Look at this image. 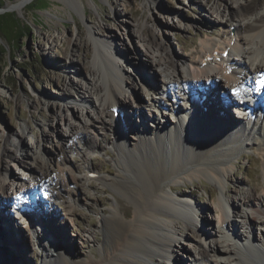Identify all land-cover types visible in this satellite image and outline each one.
I'll return each mask as SVG.
<instances>
[{"label":"rangeland","instance_id":"obj_1","mask_svg":"<svg viewBox=\"0 0 264 264\" xmlns=\"http://www.w3.org/2000/svg\"><path fill=\"white\" fill-rule=\"evenodd\" d=\"M19 1L5 0L4 5L0 8V15L15 12L19 22H24L29 26L27 27L29 33H25L19 39L18 44L11 41L15 38L11 16H7L8 22L2 20L0 24V30L5 36H0L2 45L0 51L3 52L0 54V172H4L3 175H5V167L8 169L5 176L0 175V180H4L8 192H16L4 202V208L10 207L6 203H9L14 195L22 193V191L18 193V190L21 189L20 181L22 179H24L23 182L27 181V184H35L38 181L36 174L29 168H23L17 163V160L7 157L6 146L12 145L18 157L24 155L25 149V152L28 153L25 154V159L28 161H34L39 158L38 155L43 154L51 163L55 173H58L59 181L62 180L59 187L50 186L54 190H47V194L43 193L46 198H50L54 202L52 207H49L51 211L47 212L46 216H48L45 217L50 223L49 227L65 235L69 240H67L69 249L74 252L71 254L73 259L93 258V253L99 254V244L105 238V232L100 224L103 211L108 212L112 207L120 209L119 204L129 206L132 204L129 199L117 192L113 194L106 192L109 189L106 188L105 183L99 180L100 178H92L88 175V168L91 166L94 171L99 170L102 175H108V177L111 173L113 175L119 149L113 146L112 141L115 138L113 131H109L99 122H95L87 129L86 134H88L91 143L86 139L85 133L80 131L83 123H86L87 112L90 109L88 98L91 97L92 83L90 79L93 77L91 72L93 60L92 56L90 58L87 56L86 43L91 45L93 52L100 50L101 45L93 43L91 39L92 36H95L103 41H110L111 47L118 48L119 51L128 55H121V58L119 55L117 63L126 68L124 76H129L137 86L135 90L128 89L122 96V100L130 106L135 103L134 99L137 94L146 96L149 93L148 90L145 91L146 89L142 90V86L138 83L140 80L142 81L137 74L138 68L140 67L139 71L145 72L146 76L158 78L156 69L152 68L149 60L146 59L148 57L146 47L151 44L147 41L150 36L153 35L156 41L164 42L166 47L163 53L155 51L153 54L155 58L163 61L167 52V55L181 60V62L179 61L181 73L189 72L193 76L196 72L193 69V63L198 58V54L194 53L195 49L201 48V42L205 39L212 38L216 41L225 39L226 29L221 26L220 21H217L221 18L217 16V13L226 7L228 9L229 6L237 8L239 0H78L82 1L84 10L79 7L76 0H32L23 9V12L5 9L7 5ZM261 2L263 3H261V7L264 8V0ZM46 4L49 5L48 8L34 9L36 5L44 6ZM215 9L217 13L213 12ZM216 18L218 19L216 20ZM236 56L239 55L236 54ZM140 62H143L145 66L141 67ZM164 67L165 65L160 70ZM170 71L172 70L159 75L163 81H166V74ZM215 76V79H218L220 75L216 74ZM91 101L94 103L93 106L99 107V101L95 95L91 97ZM147 104H142V107L148 115L147 121L151 127L143 125V118L137 119L135 125L134 116L130 124L120 123L119 125L120 132L122 135L124 132L127 133L130 142L134 141L132 138H136L137 132L142 130L148 136V132H151V135L156 134L157 130L153 128V121L156 117L162 120H168V118L172 120L173 118V115L168 116L164 113V119L160 118L161 112L155 108L157 112L154 113L152 111L154 105ZM129 108L127 106V109ZM202 111L207 113L205 110ZM228 112L227 114H231ZM237 116L239 118L240 115L237 113ZM199 121L202 122V119ZM206 122H204L205 130L210 128ZM170 124V122L167 123L169 126ZM76 125L80 132L78 131L73 136L71 131ZM196 127H198V119ZM196 127L192 128V131ZM228 128L229 126L224 127L225 133L230 131ZM190 132L191 129L181 130L183 134ZM258 133L257 135L260 137ZM229 134L231 133H227L224 139ZM257 135L254 134V137ZM195 136L190 135L185 141L186 143H183L185 151L192 152L191 142H196L195 144L200 147L204 144L203 139H193ZM234 136H236L235 133L231 135V138L233 139ZM254 137H243L245 142L242 148H239L238 144L243 140L239 141L238 137L235 139L237 146L233 144L235 148L231 143L223 146L225 149H232L230 150L232 155L228 158V163L232 168L230 179H224L222 185L214 178L202 175L191 180H175L166 186V190L172 193L177 200L183 198L192 205V214L197 221V227H191L183 238L185 244L191 248V253L181 250L178 245L175 246L177 253L180 252L179 257L187 264L196 263L195 258L190 255L197 256L200 244L204 243L205 238L208 239L203 234L205 227L216 236L214 227L221 225L220 200H228V197L231 196L234 198L235 205L237 204V209L239 206V209L242 210L241 198L248 196L249 190L253 186L256 187L258 195L264 196V154L259 148L263 141L260 138L255 140ZM93 141L98 144L97 149L92 147ZM62 146L65 150L61 149ZM38 151L40 152L37 153ZM33 178L34 181L29 182ZM38 182L42 184L45 181L39 179ZM46 185L47 183L44 188L37 187L36 191L38 192L39 189L43 191L47 188ZM171 187L186 189L189 193L193 191V196L187 194L188 196L181 197L178 195V191H171ZM35 192L31 193L35 194ZM114 194L117 196V200ZM94 196L105 197V200L94 201ZM60 197L66 204L61 203ZM67 197L72 199L66 200ZM73 199L75 202L71 203ZM72 206L80 209L82 215H69L68 213L73 209ZM52 209H54V213H52ZM225 211L231 217L234 215V209L230 205L225 207ZM8 212H5V215L11 224L4 226L7 237L5 243L0 244V253H3L1 255H5L6 259L3 257L2 261L20 264V260L18 261L16 257L19 254L15 249L19 251L23 249L29 255L25 261L30 264H41L45 254L40 248L38 237L36 238V231L42 229H30L27 222L18 220L14 222L13 217L20 216L17 215L16 208L13 209L12 205ZM0 213L2 214V212ZM65 214L68 215L67 219H63ZM50 215L53 216L52 221L49 220ZM234 219L239 223V230L247 234V226L242 227L244 225L243 216H235ZM2 221L6 220L0 215V227ZM261 227L264 229L263 226ZM232 228L233 225L230 229ZM45 231L46 234H50L47 230ZM255 231L260 234L261 228H255ZM53 234L50 235L53 236L52 238L49 235L47 237L57 246ZM232 236L238 239L235 234ZM216 238L222 245L221 247H228L223 243L225 238L219 236ZM46 243L49 246L44 249L48 250L51 246L48 241ZM258 247L259 245L256 244V247H253L254 250H247L246 254L254 258L260 252ZM218 260L228 264L236 263L234 258L228 256ZM167 263L184 264L178 259H172ZM245 263L264 264L261 260L257 262L245 260Z\"/></svg>","mask_w":264,"mask_h":264},{"label":"bare ground","instance_id":"obj_2","mask_svg":"<svg viewBox=\"0 0 264 264\" xmlns=\"http://www.w3.org/2000/svg\"><path fill=\"white\" fill-rule=\"evenodd\" d=\"M31 1L32 0H20L18 3L7 5L5 9L23 12V9ZM76 2L79 7L84 10L82 1L79 2L76 0ZM261 3V0H239L237 8L229 6L228 9L226 7L219 13L216 12V9L213 10L214 13H217V16L221 17L219 20L216 18V20L220 21L221 26L226 29L225 34L227 33L226 35H228V37L222 41H216L210 38L201 42V48L197 47L194 51V53L198 54V58L195 57L196 59L193 63V69L196 71L193 76L189 74V72L186 74L184 72L181 73V68L179 66V61L181 62V60L173 58L174 56L171 57L167 55V52L163 61L162 59L155 58L153 55L155 51L165 52L166 47L163 44L164 42L161 43L160 41H156L153 35L147 40L148 43H151L146 47L148 50V60L151 67L156 69V76L158 78L146 76L147 74L142 70L139 71L140 67H137L138 77L142 79V81L140 80L142 83L141 86L146 88V92L147 90L149 92L144 99L146 98L148 100L149 105L159 107L165 103L168 105L169 102L158 99V94L162 93V91L166 92V89H170L173 84L189 86L191 89H196L198 99L202 101V106H199L198 110H205L207 112L204 113L202 111L206 116L208 122L206 123L210 124L212 117H215V121L218 123V125H214L215 128L214 126H210L212 129L207 128L205 130L202 117H198V127H196L194 131L191 129L190 133H181L182 129H180L173 120L177 121L180 117L184 116L183 113L174 115L177 110L182 111L183 107H181V105H175L177 110L171 112L173 115L172 120L169 118L168 120L164 119L162 114V118L165 121L157 117L153 121V128L157 130L156 134L151 135V132H148V136L145 134L144 130L139 132L136 131L137 137L132 138L134 141L130 142L129 135L125 132L124 135H122L119 130V125L120 123L125 125L132 122L133 116H135V110H133V108H135L134 106L138 107L136 113L139 117L143 118V125L151 127V124L147 121V114L143 112L141 97H139L138 94L134 99L136 104H130L129 106V104H126V102L122 100L123 94H125L128 89L135 90L137 87L129 76H124V70L126 68L121 67V65L117 63V57H119V55L120 58L121 55H128L119 51L118 48L111 47V42L108 40L103 41L95 36L91 37L93 43L101 45H99L101 47L100 50H95V52H93L91 45L88 42L86 43V49H88L87 56L89 58L92 56L93 60V67L91 68L93 77L90 79L92 83L90 96H96V99L99 101V107L93 106L94 103L91 101V97L88 98L90 109L87 112L86 123H83L84 125L81 127V130H79L85 133L89 143H91V141H89L90 138L87 136L88 134H86V132L88 127L94 125L95 122H99L103 127L108 128L109 131H113L115 138L112 143L115 148L117 147L119 149V154L116 157L115 173L113 175L111 173L110 177H108V175H100L98 179L100 178L99 180L107 185L106 188L109 190H106V192L112 194L117 192L119 195L129 199L132 205H130V207L129 205L119 204L120 209L112 207L108 212L103 211L100 224L105 232V238L99 244V254L95 255L93 253V258H80L75 260L71 255L74 252H71L69 249V240L65 235L49 227L50 223L45 217L48 216H46V213L50 212L51 209H49V211L46 210L47 207L45 208V205L44 208H40L38 202L37 206L41 210H38L40 212H37V217L42 222L43 227L41 229L44 230L43 232L42 230L36 231V238L38 237L40 248L45 254L41 264H168L167 262L172 261V259H178L180 262L187 264L185 260H181V257H179L180 252L177 253L175 246L178 245L181 250L191 253V248L185 244L183 238L188 234L191 227H197V221L192 214V205L186 200H183V198L177 200L172 193L166 190V186L170 182H175V180H191L202 175L212 177L222 185L224 179H230L232 168L228 163V158L232 155V151H230L232 149L230 147V149H225L223 146L225 144L230 145L231 143L235 148L233 144H236L235 139H237V137L240 141L243 140V137L250 138L254 137V134H256L253 132V128L246 125V132L242 133L240 131H235L236 133H234L237 137L234 136L232 139L231 135H234L233 133L231 135L229 134V138L226 137V139H224L227 133L234 131L232 124L235 121L231 123L233 113L227 114L229 110L225 109L224 101L222 102V98L220 99L219 88L212 90L208 86L207 80L210 79V77L215 78V75L218 74L222 77L223 81L221 84L215 83V85H222L226 91L228 88L232 89V87L242 90L241 85L248 83L253 74L264 71V8L261 7L263 4ZM233 31L234 33L232 34ZM144 40H146V38H144ZM232 49L237 50L239 60L233 56ZM226 50L229 51L227 56H225ZM125 58L127 59V57ZM140 64L141 67L145 66L143 62H140ZM163 65H165V67L160 70ZM238 69H241L247 74L240 73ZM169 70L172 71L166 74L167 79L163 81L159 75ZM213 71L215 72L211 74ZM149 81L154 82L153 84H155V86L151 85ZM256 91L257 90L253 91V95L256 94ZM205 96L206 99H204ZM213 97L216 102L209 103L208 99L213 102ZM161 98L164 97L161 96ZM127 106L132 109H127ZM118 108L121 109V112H118ZM254 110L255 112L259 111L258 109ZM186 116L189 118V121L188 124H184V126H188L190 122H192V115L187 114ZM240 118L244 120L245 124L250 123V120L245 114H241ZM199 119H202V122H200ZM151 120H153V118ZM168 122L171 123L170 129L168 132H165L164 129H166ZM227 122H229V125H227ZM77 125L71 131L72 135L78 133L79 130ZM227 126H229L228 129H230V131L225 133L224 127ZM254 126L257 127L258 134L260 135L259 137L256 134L257 136H255L254 139L258 140L260 138V140L263 141L262 144L260 143L259 148L264 154V119L260 122L259 119L255 121ZM190 135H196L193 138L195 140L203 139L204 141L201 147L196 145L195 141V143L191 142L193 150H197L195 152L193 150L192 152H188L184 149L183 143L187 141ZM244 142L245 140L238 144L239 148L243 147ZM252 144H254V141H252ZM92 147L97 149L98 144L93 141ZM61 149H64V147L62 146ZM189 150L191 151V149ZM5 151L7 157L14 158L20 166L29 168L36 174L35 176L38 178H36L38 181L39 179L40 181H45L42 182V184L38 181H36L35 184H23L28 194L34 193L39 186L44 188L46 183V187L52 186L55 188L61 185L62 180L59 181L58 173H55L51 163L43 154L38 155L39 158H36V160L34 159V161H28L25 159V154H28L25 152V149L22 157L16 156L15 149H13L12 145L6 146ZM39 152L40 151L37 153ZM109 171L111 172L112 170ZM5 172L8 173L7 167H5ZM88 172H94L92 166L88 168ZM3 174L4 172H0L1 176ZM1 189L0 206L2 204L4 205V202L10 199L13 193H16L8 192V187L5 185L4 180H0V190ZM174 190L178 191V195L181 197L188 196L187 194L193 196V191L189 193L186 189L171 187V191ZM20 191L22 190L19 189L18 193ZM39 191L43 192L40 189ZM256 191V187L253 186L249 190V195L241 198L242 210L239 209V206L237 209V204L235 205L234 198L231 196L228 197V200H220V208L222 210L221 225L214 227L215 235L225 238L223 243L228 247H221L222 245L217 241L216 236L205 227L203 234H205L208 239L205 238L204 243L200 244L197 256L193 254L190 255L195 258V264H228L218 260L226 256L234 258L236 261L235 264H246L245 260H251V262L261 260V262H264V229L261 227H264V196L258 195ZM39 196L43 202L46 203L44 201V194L40 193ZM114 197L117 200L115 194ZM68 198L70 197H67L66 200H68ZM104 200L105 197L94 196V201L99 202ZM52 201L49 202L51 204L50 207H52L54 203ZM63 201L64 200L61 199V203L66 204ZM73 201L75 202V199H73L71 203ZM20 204L21 203H19V205ZM228 205L232 206L234 209V215H232V217L225 211V207ZM71 208L73 209L68 213L69 215H82L81 210L76 209L77 207L72 206ZM0 212H2L0 215L6 220L1 222L0 227V244H2L5 243L7 237L6 227L4 226L11 223L8 222L5 212L1 209ZM54 212V209H52V213ZM239 215L243 216L244 225L242 227L247 226V234L239 230V223L234 219L235 216L237 217ZM52 217L53 216L50 215V221H52ZM67 218L68 215L65 214L63 219ZM232 225L233 228L230 229ZM36 227L38 228V226ZM259 227L261 228L260 234L255 231V228ZM45 230L50 234H46ZM51 234L54 235L57 246L48 239L47 235L50 236ZM233 234H235L238 239L233 238ZM44 236L46 237L45 239L43 238ZM50 237L52 238L53 236ZM44 240L50 243L51 247L49 249L47 248L48 250L44 249L49 246L48 243H46L47 241L45 242ZM256 244L259 245V254L254 256V258L248 256L246 251L254 250L253 247H256ZM15 251L19 255L22 254L21 256L16 255L18 261L20 260V264H30V262L25 261L27 256H29L27 252H24L25 250L22 249V251H19L15 249ZM76 252L79 254L78 251ZM1 254L3 253H0V264H13L12 261H9L10 263L4 262L6 260L2 261V258L4 257V259H6V256Z\"/></svg>","mask_w":264,"mask_h":264},{"label":"trees","instance_id":"obj_3","mask_svg":"<svg viewBox=\"0 0 264 264\" xmlns=\"http://www.w3.org/2000/svg\"><path fill=\"white\" fill-rule=\"evenodd\" d=\"M4 2H5V0H0V8H2V6L4 5ZM46 7L48 8L49 5H47V4L44 6L36 5L34 7V9H45ZM8 15H10L12 18V19L11 18L10 19L12 20L11 21L12 22V28L14 29V35H15V38L11 39V41H12V43H18L19 44V39L21 37H23L25 33H29L27 31V27H29V26L26 25L24 22H19V18L17 16V13H15V12L7 13V15L6 14L0 15V24L2 23V20H7L6 22H8V20H9V18L7 17ZM0 36L5 37L4 34H2L1 30H0ZM0 46H2L1 43H0ZM1 53H3V52L0 51V54ZM0 77H1V70H0Z\"/></svg>","mask_w":264,"mask_h":264}]
</instances>
